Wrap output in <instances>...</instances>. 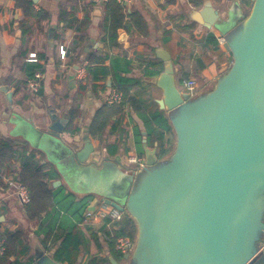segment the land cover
<instances>
[{"label":"water","instance_id":"water-1","mask_svg":"<svg viewBox=\"0 0 264 264\" xmlns=\"http://www.w3.org/2000/svg\"><path fill=\"white\" fill-rule=\"evenodd\" d=\"M218 1L223 5L225 0ZM226 2L233 13L238 11L236 0ZM234 17L203 0L192 19L210 26L229 24ZM242 22L224 44L232 57L228 69L211 89L195 96L178 87L170 53L156 50L164 66L152 83L163 91L157 102L169 113L176 143L165 154L158 145H144L145 171L138 189L145 218L129 201L104 200L137 225L136 245L124 254L125 264H254L264 255V0H251ZM55 30L50 27V39ZM1 91L13 104L8 87ZM69 108L62 117L48 108L52 122L44 130L59 137L71 120ZM69 150L73 161L83 163L94 145L86 135L82 149ZM109 258L111 264H122Z\"/></svg>","mask_w":264,"mask_h":264},{"label":"crops","instance_id":"crops-1","mask_svg":"<svg viewBox=\"0 0 264 264\" xmlns=\"http://www.w3.org/2000/svg\"><path fill=\"white\" fill-rule=\"evenodd\" d=\"M16 1L0 0V95H3L8 102L6 93L1 91L2 87H8V92H12L13 101L17 100L22 105L20 106L22 111L32 113V125L42 135H49L44 129L48 130L52 122L48 108H54L62 117L67 106H70L68 110L71 113L74 105H78V116L73 121L77 131L72 133L65 128L59 137H55L67 150L79 151L84 147L85 137L88 135L86 130H89L88 127L95 112L106 102V96L110 92L107 89L94 93L86 78L82 82L78 81L76 76L70 79L76 74L75 64L93 51L121 58L125 67L126 60H131L132 69L128 72L121 71L120 74L129 78L131 83H138L131 89V95L139 100L142 111L137 113L129 106V112L126 113L123 122L126 134L112 132L114 126L112 123L101 139L88 135L94 145V151L83 163L74 158L72 162L74 166L86 167L83 165L88 162L104 165L107 158L118 160L125 165L129 164L128 158L134 154L133 151L138 142L143 150L142 156H144L145 144L150 147L158 145L159 150L165 147L169 152L175 147V131L173 130V133L163 129L155 117L156 113L160 112L169 120V113L161 110L157 102L163 97V91L152 83L163 68L161 65L151 66L152 71L160 70V73L154 76L145 75L147 62L137 54L151 48L155 49V55L158 48L168 51L177 69L178 87L182 89L186 79L198 80L197 76H201L203 81L199 82L198 93L211 89L230 65L231 55L219 42V37L224 35L215 25L205 26L192 19L193 11L198 10L202 5L196 7L188 0H132L129 5L121 4L128 20L132 13L142 14L147 35L132 26L127 33L123 34L120 45L117 46H110L105 40L108 17L104 4L94 5L88 0H45L44 4L40 3L41 0L38 3L33 1L38 11L46 10L51 16L48 22L38 24L35 18L26 19L25 11L16 6ZM214 5L228 16L230 2L225 0L221 5L217 0ZM62 18H67V22L61 20ZM54 25L56 30L53 38L50 39L49 29ZM92 40L94 46L86 52L87 44ZM62 48L67 50L65 58L60 54ZM33 52L42 56L40 58V70L43 71L42 88L37 95L28 90L31 67L36 64L28 61ZM154 57V55L150 56L151 59ZM146 58L149 57L146 55ZM108 77H111L113 82L112 74ZM2 111L0 105V133L8 139L26 141L32 148L39 151L38 157H43L44 162H47L51 169L58 171L59 177L51 181L53 189L60 186L63 188L60 192L61 196L56 201L62 199L67 193L73 196L70 201H78L83 196L94 195L76 191L57 164L48 157V153L33 145L25 136L16 134L12 130ZM154 131H158L162 138L156 139ZM116 142L119 147L112 154L107 144L116 145ZM60 159L64 158L60 157ZM114 166H116L115 163ZM16 174L4 175L6 187L0 186V229H23L32 250L27 257H12L11 264H38V257L32 254L34 247L41 258L49 257L44 259L43 264H51V261L58 262L53 253L61 244L68 229L85 230L86 224L84 220L81 221L80 218L72 216L65 207L58 204L44 214L42 220L28 221L25 216V205L18 202L15 190L10 185L12 180L17 179ZM57 180L62 181V184L54 186L53 183ZM94 196V202L100 200V197ZM101 224L103 223L97 225ZM104 234L105 232H100L96 240L87 234L89 238L87 251H83L79 263L87 264L95 256L115 258L109 250L108 242L104 240ZM118 261L122 264L126 263L125 260ZM254 264H264V255Z\"/></svg>","mask_w":264,"mask_h":264},{"label":"trees","instance_id":"trees-1","mask_svg":"<svg viewBox=\"0 0 264 264\" xmlns=\"http://www.w3.org/2000/svg\"><path fill=\"white\" fill-rule=\"evenodd\" d=\"M188 1L196 7L201 6L203 3V0ZM16 6L25 11L26 19L35 18L38 24L46 23L50 20V13L42 9L38 11L35 8L33 0H17ZM104 6L108 17L105 40L110 46L120 45L123 34L127 33L128 29L132 26H135L140 32H143L144 35H147L142 14L139 12L129 13L131 16L128 20L123 12V6L117 0H110L106 2ZM61 20L67 22V18H62ZM69 26H71V24ZM137 55L144 58V61L147 62V71L145 75L154 76L160 73V70L154 72L150 69L151 66L156 67L157 65H161L163 68V62L155 55L154 48ZM146 55L149 58H146ZM151 55L155 57L151 59ZM38 57L41 58L42 56L38 54ZM85 59L88 61L86 79L90 82L91 89L94 93H97L99 90L105 91L107 89H118L123 92V101L121 103L109 104L106 101L97 109L89 124L87 134L93 138L101 139L106 129L112 123L114 124L112 132H119L122 135L126 134L127 131L123 126L127 113L126 105H129L137 113L142 111L139 100L131 95V89L138 83L133 84L129 78L120 74L121 71L128 72V70L132 69L131 60H126L127 66L125 67L122 64L121 58L110 57L98 51L89 52L86 54ZM80 63L81 61L79 64ZM40 68V63L33 65L31 67V76ZM110 74H112L113 82L111 86L108 87L107 80ZM77 106L78 105H74L71 109V120L66 127V130L72 133L77 131L73 126L74 118L78 116ZM155 117L163 129L174 133L172 125L163 113H156ZM154 136L156 139L162 138V135L158 133V131H154ZM117 144V142L116 145L107 144L110 153L113 154L115 149H118L117 147H119V145ZM168 151V149L162 147L163 154ZM38 155L39 151L32 148L26 141L8 139L0 133V186L6 187L4 175L17 173V179L26 185L31 194L30 203L25 205V216L30 222L42 220L44 214L48 213L56 204L65 207L72 216L78 217L83 221L84 211L87 206L94 202L95 196L86 195L78 201H70V198L73 196L67 193L62 199L56 201L55 191L60 193L63 188L60 186L57 189H53L51 181L58 178L59 173L56 169H51L47 162H44V158L41 156L38 157ZM68 201H70L69 204L67 203ZM76 204H78L77 207H75ZM74 207L75 209H73ZM100 232H108L106 223L101 225L87 224L85 230L68 229L61 244L53 253L55 260L60 263L68 262L69 264H81L79 260L83 251H87L88 235L96 240ZM120 233L135 238L137 235L136 222L131 217H128L126 226ZM2 239L5 241L6 251L5 254L0 257V264H11L12 257H27L31 254L32 246L23 229H0V240ZM108 244L111 254H113L117 260H121L120 252L115 248V243L108 242ZM87 264H111V262L108 256H95L91 258Z\"/></svg>","mask_w":264,"mask_h":264},{"label":"rangeland","instance_id":"rangeland-1","mask_svg":"<svg viewBox=\"0 0 264 264\" xmlns=\"http://www.w3.org/2000/svg\"><path fill=\"white\" fill-rule=\"evenodd\" d=\"M44 2L45 0L40 1L41 4H44ZM214 2L217 3V0H214ZM250 3L251 0H236L235 4L237 5L238 11L233 13V9H231L232 7L230 6L228 13V15L231 13L232 16H235L233 21L229 24L218 23L215 25L218 31L222 32L226 41L233 39L241 29L242 20L247 16ZM231 62L232 57L230 59V64ZM197 79V85L200 81H203L201 76H197ZM199 86L200 83L198 88ZM0 105L3 109L2 114L7 118L6 121L12 126V130H14L16 134L25 136L33 145L48 153V157L57 164L59 169L64 173L66 180L76 191L82 194L93 193L100 197V200L103 202L106 198L112 199L121 205H126L127 201H129L131 207L139 212L142 218H145V213L140 210L144 197L138 189L141 176L145 171L143 167L134 166L132 168L130 164L125 165L118 160L115 161L109 158L106 159L104 165L88 162L86 165H83L86 167L74 166L72 164L73 160L71 159L72 155L70 150H67L58 143L55 136L50 134L42 135L41 132L32 125V113H29V111L23 112L20 107L22 105L19 104L17 100L11 104L5 100L3 95H0ZM133 153L137 155L143 153L139 142L135 146ZM60 157L64 159L62 160ZM114 163L116 166H114ZM60 196L61 193L56 192V199ZM69 202L70 201L67 203L69 204ZM126 217L129 216L126 214ZM261 236L264 238V235ZM32 254L38 257V264H43L42 262L44 259H49V257L41 258L39 254L37 255L36 247H34ZM119 254L121 261H124V255L122 253Z\"/></svg>","mask_w":264,"mask_h":264},{"label":"built area","instance_id":"built-area-1","mask_svg":"<svg viewBox=\"0 0 264 264\" xmlns=\"http://www.w3.org/2000/svg\"><path fill=\"white\" fill-rule=\"evenodd\" d=\"M94 5H103L110 0H88ZM120 4L129 5L132 0H117ZM219 42L224 46L226 39L224 36L219 37ZM225 48V47H224ZM60 54L63 58L67 56V50L62 48ZM29 62L40 63L41 60L37 53L33 52L28 58ZM87 64L88 61L84 58L76 69V79L78 81H84L87 76ZM43 71L38 69L34 75L28 80V90L32 94L37 95L42 88ZM183 92L189 93L191 96H195L199 92V88L195 78H189L184 80L181 87ZM106 101L109 104L121 103L123 101V92L118 89H112L106 96ZM126 112H129V105H126ZM128 162L131 167H144L145 158L142 155L132 154L128 158ZM137 173V172H136ZM10 185L14 188V192L19 201L23 205H27L31 201V194L26 185L15 179L10 182ZM126 212L122 211L112 205L107 204L105 201L97 200L91 205L87 206L84 211V223L87 225H97L99 223H106L108 232L104 234V240L106 242H114L115 248L123 255L128 252H132L136 245V237L132 238L129 235L120 233L126 226ZM264 247V243H263ZM6 246L4 239L0 240V257L5 254Z\"/></svg>","mask_w":264,"mask_h":264}]
</instances>
